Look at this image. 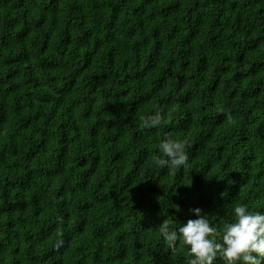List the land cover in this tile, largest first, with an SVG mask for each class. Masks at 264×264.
<instances>
[{
	"label": "trees",
	"instance_id": "16d2710c",
	"mask_svg": "<svg viewBox=\"0 0 264 264\" xmlns=\"http://www.w3.org/2000/svg\"><path fill=\"white\" fill-rule=\"evenodd\" d=\"M165 135L187 167L153 165ZM239 203L264 211V0H0V264H188L160 224Z\"/></svg>",
	"mask_w": 264,
	"mask_h": 264
},
{
	"label": "clouds",
	"instance_id": "9594fccd",
	"mask_svg": "<svg viewBox=\"0 0 264 264\" xmlns=\"http://www.w3.org/2000/svg\"><path fill=\"white\" fill-rule=\"evenodd\" d=\"M166 123L164 110L157 108L141 119L140 127L160 128ZM187 148L183 140L165 135L157 144L158 154L152 163L158 169H183L189 161ZM190 211L196 218L182 225L174 226L166 220L160 224L159 235L167 250H174L182 242L187 246L188 264H264V211L252 210L246 203L236 204L231 220L219 228L199 207Z\"/></svg>",
	"mask_w": 264,
	"mask_h": 264
}]
</instances>
